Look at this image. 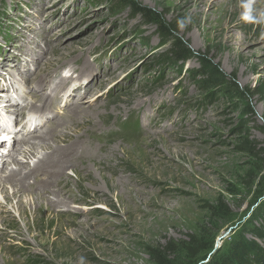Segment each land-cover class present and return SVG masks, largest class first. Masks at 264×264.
<instances>
[{
	"label": "rangeland",
	"instance_id": "374dc122",
	"mask_svg": "<svg viewBox=\"0 0 264 264\" xmlns=\"http://www.w3.org/2000/svg\"><path fill=\"white\" fill-rule=\"evenodd\" d=\"M131 2L154 11L175 40L236 78L246 96L236 107L226 99L204 105L210 94L190 78L199 62L167 60L173 42H163L157 26L135 16L129 0H0V82L10 77L17 86L0 96V118L10 116L12 126L0 130V141L12 149L23 142L31 117L42 115L30 110L33 98L47 91L36 79L57 68L73 80L91 74L100 80L84 97L99 94V107L91 124L79 128L87 132L81 141L96 129L113 133L59 174L64 178L56 190L76 194L70 207L86 212L47 208L44 200L53 197L42 192L48 185L43 175L33 199L18 188L21 194L8 204L4 192L13 196L14 183L0 190V250L9 264H158L155 255L168 247L170 260L211 264L240 240L264 249V238L253 231L264 228V0ZM25 60L30 74L17 68ZM87 102L81 106L90 112L95 106ZM7 103L13 110L2 107ZM63 109L47 112L68 119ZM52 127L48 145L76 141L61 140ZM38 199L43 207L34 218Z\"/></svg>",
	"mask_w": 264,
	"mask_h": 264
},
{
	"label": "bare ground",
	"instance_id": "6f19581e",
	"mask_svg": "<svg viewBox=\"0 0 264 264\" xmlns=\"http://www.w3.org/2000/svg\"><path fill=\"white\" fill-rule=\"evenodd\" d=\"M44 8H46V6ZM25 62H27L26 66H23V64L19 62L17 64V68L23 70L24 69L23 67H26L27 68L26 70L30 74L31 66L29 65L27 60H25ZM60 69L61 68L52 70L54 72L53 74H51L52 72H45V74L42 73L40 77L36 79V81L37 80L39 81L37 84L38 89H43L45 86H47V91L45 92V94H42L41 96L33 98L34 102L31 103L32 106L30 110L34 112L39 111L41 112L42 115L36 119L32 116L31 121H29L30 123L29 122L27 123L28 126L27 128H25L26 137L23 139V142L21 143L25 145L19 144L17 147L12 149L11 144L9 143L6 144L0 141V145L3 144L2 149H0V152L2 153L1 158H3L4 160L0 162V163H3V166H1L0 168V173L3 169H6V171H4L3 173L4 176H0V190L2 189L4 190L5 188H7V186H9L12 183L15 184V185L13 184L14 186L12 187L13 189L10 186L11 190L14 191L13 196L8 194V192L3 191L4 194H6V202L8 204L12 202L13 197L17 199L18 196L21 194V193L18 194L16 192L18 188H22V190L26 192L27 194L30 193L27 196L33 199L35 195H38L39 190L42 189L43 183L41 184L40 182L43 181L46 185L47 184L48 185L47 186L45 185L46 188L43 189L42 192H46L47 194H50V196L53 197V198L48 197V199L44 200V203H46L47 208L51 210L53 207H56V209L60 208L61 211L65 210V212L67 213L69 212L84 213L86 211H84L83 209H79V208L72 209V207H70V204L75 201L74 195L76 194L71 193V191L66 192L63 190H59V191L56 190V187H58L62 183L63 178H64V177L62 178V176H60L59 174H63L65 172L64 171L65 168L71 164L69 162L70 160L73 161L74 159H77L76 161H73L74 163L75 162L78 163L77 161L79 160L84 161L83 159H85L86 158L85 156L88 155V149L92 148L93 151L97 152L98 151L97 145L98 143L102 142L103 136L105 134L111 136L113 133L110 132L109 130H106L104 131V133H102V130L96 129L92 131L93 133L91 134L90 137L86 138L84 141H81L82 140L81 138L84 137V134L87 132L86 131L80 132L79 128H84V126L88 127L89 124H91L92 120L90 119V116H91L90 114H92L93 111L98 110L97 108L99 107L98 105L99 103L97 101L99 99V94H96L98 95L97 99H95L96 96H92V98L88 100H86V98L84 99V97L88 89L93 88V87H97L99 89L101 87V86L98 87L100 85V80L96 81V79L98 78L97 77L98 74H91V75H88V77L87 75H85L81 78V80H73L74 79L73 76L68 77L67 75L63 76L60 73L59 74L56 73V70H60ZM49 74L54 75V77L49 78L51 77L49 76ZM7 78H10V77H7ZM7 78L1 79L3 80V82L2 81L0 82V89L3 90V91H0V96H5L6 98L11 91H12L11 93L13 94L15 92V88H17V86H15V84L11 80H7ZM68 80H70V82H68ZM46 83H48V85ZM28 87L29 86H27L25 90H28ZM85 87H87L86 92L84 91ZM36 101L40 103V106L36 105L35 103ZM84 102L88 103V104L85 103L87 106L93 105L95 107H93V109H91L90 112H88L89 111L88 108H85V107L82 108L81 106L82 104L84 105ZM14 104L16 106H19L22 103L20 101L19 102L17 101V102H14ZM9 105L10 103L3 104L2 107H5V109H7L8 108L7 106ZM49 106H52V107L63 106L64 107L63 110L67 109L65 113H66V116L68 115V119H58V120L55 119V116L57 115L47 112V108ZM44 108H46V111L42 110ZM23 109L19 110L17 114L18 115L22 114ZM7 110L10 111L13 109L9 108ZM10 121H11V117L8 115L6 117H1L0 118V130L8 129V128L12 129V126L8 124ZM53 121H55L54 124H51ZM52 126L58 128L56 130L57 132H55L56 137L60 138L63 141H65L66 139L73 140L75 137L76 141L73 140V141L68 142L67 143L68 145H66V147H60V146L55 147L53 145H48L49 142L53 140L52 137L49 135L52 131H54ZM69 131L74 134L71 135L72 133H70ZM36 132L37 134H40V135H35ZM29 134H32L33 136H30V138H27ZM67 134H70L69 138H66ZM30 140H37L40 142L41 147H39L40 145L38 147L43 152V154L40 155V152L38 151L39 148H37V146L36 147L29 146L27 144L28 143L27 141H30ZM24 141L27 143H25ZM7 151L10 153V156L8 157V160H5L7 156H5L4 152H7ZM79 157H83V158L80 159ZM56 165L58 166L57 170L53 171V169L56 168ZM72 166H75V164ZM40 175H43L44 177H46V179H43L42 181H40V179H42ZM29 180H32L33 182L31 183V181ZM76 186L79 188L81 185L80 183H77ZM99 198H101V196H99ZM70 200H72V202H70ZM42 202L43 201L39 199L34 200L32 204V206H34L33 210H35L34 215H33L34 218H36L37 215L42 211V207H43ZM17 205H18V210L21 216H23L22 219H26L27 212L25 208H27V206L24 205V202L22 201H19ZM61 211H55V212H61ZM62 214L63 216L66 215L64 213ZM53 220H56V219H53ZM59 227L61 228L60 225ZM5 252L3 249L0 250V254L3 255V256L0 255L1 264L10 263L9 259L5 258V255L7 256Z\"/></svg>",
	"mask_w": 264,
	"mask_h": 264
},
{
	"label": "trees",
	"instance_id": "16d2710c",
	"mask_svg": "<svg viewBox=\"0 0 264 264\" xmlns=\"http://www.w3.org/2000/svg\"><path fill=\"white\" fill-rule=\"evenodd\" d=\"M120 1L125 3L127 0ZM129 7L135 16H141L144 20L149 22L150 25L157 26L156 35L161 37L163 42H173L169 54L167 53L165 56L167 60L175 63L181 62L182 65H187L192 60H197V63L199 62L197 73L194 75L191 73L190 78H192L191 81L195 82V86L199 87L201 91L210 94L207 96L204 105H207L208 102L215 103L218 102V100L226 99L236 107L239 100L242 99L243 96H246V93L241 90L236 78L227 76L218 64H214V62L206 56L192 53L189 47L181 40H175L171 28L165 21L157 16L154 11L147 7H143L140 3H130V0ZM210 97H213V99L210 100ZM137 124H134V126ZM124 127L129 128L132 126L127 123ZM253 231L257 237L264 238V228H255ZM213 247L214 245L211 243L210 250H212ZM164 253L165 254L157 253L155 255L158 264H189L188 262L192 259L189 258L182 263L178 260V262L176 260H170L168 256L171 254L169 247L165 248ZM251 257H254L256 262L260 263V258H264V249L255 243H248L245 240H240L238 244L236 242L232 243L229 251L221 254V256L215 257L211 264H249L248 260L251 259ZM263 263L264 259L262 264Z\"/></svg>",
	"mask_w": 264,
	"mask_h": 264
}]
</instances>
